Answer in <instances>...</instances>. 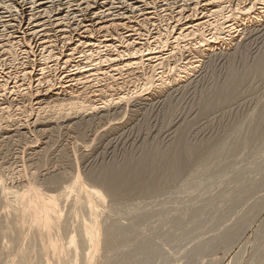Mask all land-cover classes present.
Returning a JSON list of instances; mask_svg holds the SVG:
<instances>
[{
    "label": "rangeland",
    "instance_id": "rangeland-1",
    "mask_svg": "<svg viewBox=\"0 0 264 264\" xmlns=\"http://www.w3.org/2000/svg\"><path fill=\"white\" fill-rule=\"evenodd\" d=\"M120 1L116 0V5ZM144 1L149 5L144 6L149 8L146 10L157 13L155 24L166 26L169 20L160 16L161 0ZM262 20L255 25L238 24L233 32L237 35L231 41L233 43L222 45L212 54L196 57L193 52L191 55L184 50H181L183 54L177 52L176 62L180 58V61H186L195 56L192 60L198 66L188 78L165 87L157 94L151 88L145 90L148 85L145 87L143 78L153 74L157 68L154 75L159 71L171 79L176 74L181 75L179 70H171L173 60L164 61L157 68L145 62L137 74L132 72L129 76L122 72L119 76L114 75L112 81L102 76L105 82L97 80L95 89L109 82V89L118 87L122 93L118 90L116 93L126 94V98L127 94L130 96L114 105L110 101L109 105L106 104L108 109L101 104V99L94 103L100 106L101 111L88 108L80 113L67 112L68 115L62 114L57 118L46 117V120L38 115L40 121L34 122V109L26 107L28 102H23L25 98L19 91L9 95L11 100L7 94L5 98L2 96L0 103L14 102L9 107L10 117H18L22 122L27 119L23 126L10 128L6 125L7 130L6 118L0 116V179L3 184L18 189L26 184L24 181L32 180L30 183H36L34 185L41 190L47 192L57 188L59 192L62 185L72 183L71 176L78 172L83 181L97 184L102 190L93 176L98 177L106 167L119 170L126 162L136 163L157 152L158 155L167 153L166 150L170 152L180 141L189 147H202V154L208 148L216 149L204 154L199 161L190 157L192 160L189 158L183 164L175 178L163 182L155 190L114 201L113 207L108 206L111 210L107 213L109 219L129 229L130 236L127 234L122 245L124 251L146 242L151 244L149 264H264V130H260L264 121L259 120L260 112L264 110V17ZM152 28V25H147L148 32H154ZM178 55L182 56L179 58ZM16 60L11 63L14 66L0 63L1 69L6 72L5 68L11 67L13 72L18 71L20 59ZM259 65L263 70H255ZM59 70L50 72L51 76H56ZM231 73L238 74L240 83L231 90V101L229 98L228 102L219 101L218 88L228 84ZM76 85L80 86L78 82ZM128 88L129 91L126 90ZM140 90L144 97L134 96V91ZM107 92L112 95L104 94L106 98L103 97V101L117 97L113 93L115 91ZM213 97L216 102L206 108L205 102L213 100ZM66 100L64 95H47L44 104L56 101L60 105L62 101L68 102ZM21 104H25L23 111L21 108L16 110L15 106L20 107ZM88 104L94 106L93 102L87 101L84 106ZM111 105H116V108H111ZM30 111L35 116L28 120ZM257 121L262 123L260 128H257ZM251 131L255 136H251ZM54 176L63 180L52 184L49 178L54 179ZM107 203L112 205L111 201ZM114 207L122 212L119 214Z\"/></svg>",
    "mask_w": 264,
    "mask_h": 264
},
{
    "label": "bare ground",
    "instance_id": "bare-ground-1",
    "mask_svg": "<svg viewBox=\"0 0 264 264\" xmlns=\"http://www.w3.org/2000/svg\"><path fill=\"white\" fill-rule=\"evenodd\" d=\"M115 1L0 0V63L11 65L20 59L19 70L16 72L11 67L5 68L4 72L0 67V98H5L6 94L10 97L14 91H19L25 98L23 102H28L26 107L35 110L34 119L32 117L35 115L31 111L28 116V120L33 119L34 122H37L38 115L46 120V117L68 115L67 112L80 113L88 108L100 110V106L94 104L96 101L102 99L101 104L109 105L111 101L114 105L128 100L129 96L127 94L126 98V94L116 93L118 87L109 89V82L95 89V82L102 79V76L110 80L122 72L130 76L132 72L137 74L145 62L157 68L164 61L168 63L173 60L171 70H179L181 75L176 74L172 79L163 71L154 75L158 68L153 74L145 72V87L148 85L145 90L151 88L157 94L165 87L174 86V83L188 78L198 66L192 60L195 56L209 55L213 50L236 39L237 35L233 32L238 24L255 25L264 17V0H161L162 7L158 5L161 7L160 16L169 20V23L165 21L168 24L163 27L155 24L157 13L146 10L149 9L144 7L148 5L146 1L132 0L127 3L121 0L119 4L123 6L116 5ZM149 24L153 26L154 32H148ZM184 41L185 44H181ZM181 50L190 52L188 55L191 52L197 55L194 54L192 59L186 61H180L182 55H178L180 60L176 62V54ZM262 68L259 65L255 70ZM58 69L59 73L51 76L50 72ZM172 71H169L170 74ZM1 74L4 76L1 77ZM231 77L226 86L218 88L219 101L227 100L240 83L238 74L234 73ZM95 86L98 88L97 84ZM141 90L134 91V96L144 97ZM107 91H115L113 93L117 97L103 101ZM47 95H64L68 102L62 101L60 105L56 101V104L52 101L53 105L48 104L50 102L44 104ZM214 99L207 101L204 98L207 101L205 107L209 108L216 102L217 99ZM86 101L93 102L94 106L88 104L86 108ZM3 103L8 105L3 106ZM13 103H0L3 106L0 108V116H5V126L9 125L10 128L23 126L27 122L26 118L22 122L18 117H10L12 114L9 107ZM115 106L111 105V108L115 109ZM15 107L16 110H22L25 104ZM259 120L264 121V110L260 112ZM256 124H259L257 128L262 126V123ZM7 126L5 129L9 130ZM262 127L260 130H264ZM250 134L252 136L254 133L251 131ZM200 148L192 145L189 147L180 141L170 152L166 150L167 153L161 155L157 152L147 160L136 163L126 162L119 170L106 167L98 177L93 176L103 191L97 184L95 186L94 183L83 181L78 172L71 176L72 183L62 185L61 191L57 192L55 188L56 192L50 190L48 193L35 186L36 183L31 184L32 180L24 181L26 184L14 189L4 185L0 179V264H149L151 244L146 242L139 247L135 246V249L124 251L122 245L127 240L129 229L109 219L107 213L111 210L108 206L113 207V202L121 198L151 192L163 182L175 178L190 157L198 158L199 161L204 154L217 151L205 146L208 149L202 154ZM53 178H49L52 184L53 181L61 180L59 176ZM107 198L112 205L107 203ZM114 208L119 214L122 212Z\"/></svg>",
    "mask_w": 264,
    "mask_h": 264
}]
</instances>
